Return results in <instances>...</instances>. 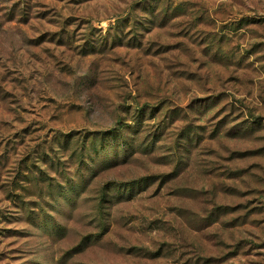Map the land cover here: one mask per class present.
Instances as JSON below:
<instances>
[{
	"label": "rangeland",
	"instance_id": "rangeland-1",
	"mask_svg": "<svg viewBox=\"0 0 264 264\" xmlns=\"http://www.w3.org/2000/svg\"><path fill=\"white\" fill-rule=\"evenodd\" d=\"M0 264H264V0H0Z\"/></svg>",
	"mask_w": 264,
	"mask_h": 264
},
{
	"label": "trees",
	"instance_id": "trees-1",
	"mask_svg": "<svg viewBox=\"0 0 264 264\" xmlns=\"http://www.w3.org/2000/svg\"><path fill=\"white\" fill-rule=\"evenodd\" d=\"M72 188H73V187H72ZM69 192L71 193L72 191H71V190H70V191L68 190V194H69Z\"/></svg>",
	"mask_w": 264,
	"mask_h": 264
}]
</instances>
